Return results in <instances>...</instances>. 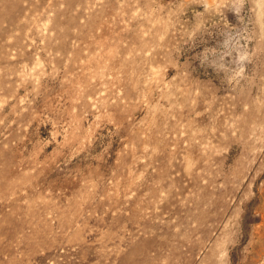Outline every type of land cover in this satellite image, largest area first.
<instances>
[{"label": "rangeland", "instance_id": "rangeland-1", "mask_svg": "<svg viewBox=\"0 0 264 264\" xmlns=\"http://www.w3.org/2000/svg\"><path fill=\"white\" fill-rule=\"evenodd\" d=\"M0 264H264V0H0Z\"/></svg>", "mask_w": 264, "mask_h": 264}]
</instances>
